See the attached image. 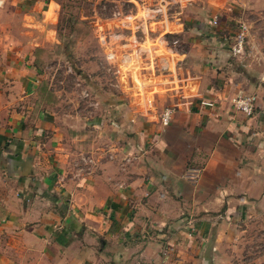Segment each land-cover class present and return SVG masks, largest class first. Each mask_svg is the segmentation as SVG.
<instances>
[{
    "label": "crops",
    "instance_id": "0c3cea01",
    "mask_svg": "<svg viewBox=\"0 0 264 264\" xmlns=\"http://www.w3.org/2000/svg\"><path fill=\"white\" fill-rule=\"evenodd\" d=\"M43 1L0 0V264H234L233 228L264 225L259 87L232 80L219 40L196 39L173 76L153 80L168 124L122 96L95 116L61 111L32 37L54 21ZM14 7L30 26L9 23ZM242 93L257 96L249 115L229 102Z\"/></svg>",
    "mask_w": 264,
    "mask_h": 264
},
{
    "label": "rangeland",
    "instance_id": "374dc122",
    "mask_svg": "<svg viewBox=\"0 0 264 264\" xmlns=\"http://www.w3.org/2000/svg\"><path fill=\"white\" fill-rule=\"evenodd\" d=\"M47 1H43L42 8L46 7ZM52 1L45 12L46 19L54 20L50 24L49 35H46L47 26L42 29L39 25H31L35 31L32 37L42 45L39 47L38 64L44 73L43 80L46 81V87L48 85L51 87L55 105L61 111L73 109L81 112V107L85 106L86 100L89 99L82 97L80 86L76 83L80 81L88 88L91 96L98 100L100 108L105 107L104 112L108 110L106 109L108 102L117 101L119 100L117 98L121 96L123 98V95L114 85L117 74L112 63L104 56L98 35L103 30L108 34L107 29L111 23L109 19L114 18L113 11L120 8L123 11L128 10L127 2L125 0ZM183 2L185 5L182 10L177 7L181 12L175 14L183 21V29L169 36L170 41H174V46L182 51L188 48L192 40L199 39L204 44H208V40H219L228 59L226 67L236 72V75L232 74V80H238L240 86H244L245 82L242 80L243 77H247L250 84L258 86L261 94H264V0H184ZM7 14L9 23L13 25L24 22V26H30L26 22L33 21L31 18L21 16L19 7H14L13 11L9 10ZM213 15L217 16V22L210 24ZM42 16V9L34 10L35 20L41 19ZM242 22L248 26L243 50L233 53L231 46ZM113 31L127 35V30L114 28ZM86 108L93 110L92 116L102 111L97 106ZM243 226H245L244 230L236 225L233 230L238 234L237 237L233 236L230 242L229 240L226 242L234 256V264H264V225L250 221L248 225L243 224Z\"/></svg>",
    "mask_w": 264,
    "mask_h": 264
},
{
    "label": "built area",
    "instance_id": "2783aa9c",
    "mask_svg": "<svg viewBox=\"0 0 264 264\" xmlns=\"http://www.w3.org/2000/svg\"><path fill=\"white\" fill-rule=\"evenodd\" d=\"M125 1L128 10L123 11L120 8L113 11L114 18L109 19L111 23L110 27H107L108 34L105 30L99 32V44L107 61L115 68L117 79L114 85L124 93L123 100L126 104L131 106L134 113L141 112L146 116L154 114L158 123L166 125L171 118L173 107L165 105L158 110L154 96L158 89L154 87L153 80L162 76H173L174 72L181 68L183 57L177 56L181 51L174 46V41H170L169 36L183 28V21L175 14L181 12L185 5L184 0ZM216 17L212 16L210 24L217 22ZM114 28L127 30V35L113 31ZM247 28L245 22L240 23L231 46L233 53L243 50ZM76 83L80 86L82 97L89 99L86 100L85 106L96 108L98 100L91 96L82 82ZM256 100L255 93H242L229 98L232 108L246 115L253 112ZM199 102L202 106H213L215 103L212 99L204 98ZM79 159L89 164L93 161V156L82 152ZM195 176L196 174H192L190 177L195 179Z\"/></svg>",
    "mask_w": 264,
    "mask_h": 264
},
{
    "label": "trees",
    "instance_id": "16d2710c",
    "mask_svg": "<svg viewBox=\"0 0 264 264\" xmlns=\"http://www.w3.org/2000/svg\"><path fill=\"white\" fill-rule=\"evenodd\" d=\"M201 28V27H200ZM205 28V27H204ZM202 29V28H201Z\"/></svg>",
    "mask_w": 264,
    "mask_h": 264
}]
</instances>
